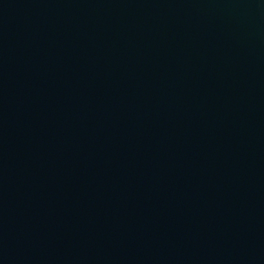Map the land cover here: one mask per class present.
I'll return each instance as SVG.
<instances>
[{"label":"water","instance_id":"95a60500","mask_svg":"<svg viewBox=\"0 0 264 264\" xmlns=\"http://www.w3.org/2000/svg\"><path fill=\"white\" fill-rule=\"evenodd\" d=\"M0 264H264V0H0Z\"/></svg>","mask_w":264,"mask_h":264}]
</instances>
